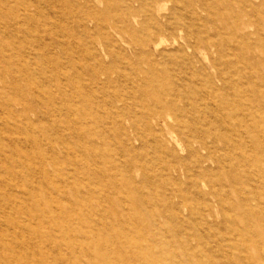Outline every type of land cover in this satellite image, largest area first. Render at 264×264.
Listing matches in <instances>:
<instances>
[{"label": "rangeland", "instance_id": "rangeland-1", "mask_svg": "<svg viewBox=\"0 0 264 264\" xmlns=\"http://www.w3.org/2000/svg\"><path fill=\"white\" fill-rule=\"evenodd\" d=\"M0 264H264V0H0Z\"/></svg>", "mask_w": 264, "mask_h": 264}, {"label": "bare ground", "instance_id": "bare-ground-1", "mask_svg": "<svg viewBox=\"0 0 264 264\" xmlns=\"http://www.w3.org/2000/svg\"><path fill=\"white\" fill-rule=\"evenodd\" d=\"M168 4V3H167ZM149 5V4H148ZM142 6V4L140 5V7ZM159 6V5H158ZM141 9V8H140ZM87 11V10H86ZM99 12V14L101 13V10H99L98 11ZM97 19L98 18H95V16L94 17H92V16H90L89 17V21H94V22H96L97 21ZM86 20V19H85ZM134 21V20H133ZM98 24H100V23H98ZM98 24H97V26H98ZM115 27V26H114ZM171 29L172 27L171 26H163V29H159L158 30V38L154 41V44H155V49L156 50H159L160 48H161V46H162V44L164 43V41H165V39H164V37H162V32H164V29ZM73 32H74V36H73V38L74 37H77V30L75 29V28H72L71 29ZM87 31V30H86ZM89 31V30H88ZM90 36V35H89ZM99 36H101V33H100V35ZM91 37V36H90ZM92 38V37H91ZM93 40H94V37H93ZM75 44V43H74ZM76 46V45H75ZM131 49V48H130ZM132 50V49H131ZM130 52V51H129ZM133 54V53H132ZM193 54H197L196 53V50H193ZM109 57V56H108ZM45 58H48V57H45ZM113 58V57H112ZM48 60V59H47ZM114 61V60H113ZM136 61V60H135ZM112 62V61H111ZM113 63V62H112ZM115 63V62H114ZM113 63V64H114ZM123 65V64H122ZM124 67V66H123ZM132 69H134L133 67H132ZM110 74H116V75H120V73L115 69V70H112L111 72H110ZM60 80H62V79H60ZM125 81V80H124ZM56 83V82H55ZM64 98V97H63ZM20 101V100H19ZM41 103V102H40ZM189 105V104H188ZM33 114V113H32ZM17 119V118H16ZM151 121H152V124L153 125H155V126H157V127H159V129L160 130H163V131H161L162 132V135L164 136V135H168L169 137H171L172 139L174 138L173 136V132H172V130H171V128H170V126H169V123L172 121V120H175L176 122H177V124L178 125H180V122L177 120V119H174V117H173V115H172V113L171 112H168L167 111V109H165L164 111H157V112H155L152 116H151ZM127 121V120H126ZM203 131V130H202ZM211 133H204L203 134V136L202 135H199L198 137H197V140H199L201 143H202V145H204L203 144V140H202V137H204V138H207V137H211ZM177 141V140H176ZM177 142H179V141H177ZM20 144V143H19ZM204 148L206 147L205 145L203 146ZM50 156V155H49ZM119 159V158H118ZM218 166V165H217ZM218 168V167H217ZM210 169V168H209ZM191 185V184H190ZM259 201V200H258ZM258 203V202H257ZM197 206V205H196ZM163 218H164V216H163ZM237 223V222H236ZM235 223V224H236ZM234 235V234H233ZM242 242H245V241H242Z\"/></svg>", "mask_w": 264, "mask_h": 264}]
</instances>
